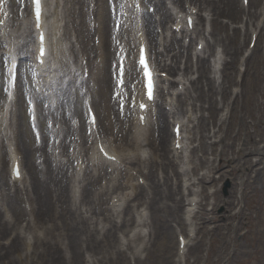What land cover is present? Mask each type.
<instances>
[{
  "label": "bare ground",
  "instance_id": "6f19581e",
  "mask_svg": "<svg viewBox=\"0 0 264 264\" xmlns=\"http://www.w3.org/2000/svg\"><path fill=\"white\" fill-rule=\"evenodd\" d=\"M68 1L70 2V6L67 8V11H65V17L70 22V25L67 24V29L65 30L68 35L70 34V38L76 39L79 44H84L85 40V45L83 46L86 47L89 44L88 39L95 37L96 35L99 36L98 46L90 47L89 51H86L82 47V49H78L76 53H82V55L87 57L89 78L93 83L92 93L89 90V94L91 99L93 98L92 102L95 107L98 106L102 114V116L98 114L100 129L107 135L110 132L109 136H107V139L109 140L108 145L113 152V155L117 157L118 163L103 164L95 155H92L90 162L93 166H91V169H85L82 174L83 178L80 179L81 175L79 176V173L75 174L77 176H69L67 173L68 167H65V164L61 159L58 160L56 157H54V160L56 161L57 166L53 169V161L44 155L46 167L44 170L38 169L35 160H31L38 150L35 149L34 151L32 146L25 147L24 142L21 140V134H14L16 128L12 127V135L9 136V139H13L14 143L11 146L14 147L16 151L14 152L17 156L21 155L22 170L26 169L30 173L28 177L29 181L26 180L25 174L22 176V182L26 183L23 185V190L28 194L27 201L31 206L29 213L18 207L17 198H15L13 202L11 201L9 194L4 192V188H1L0 191L2 193V201L6 202L5 206L12 212L13 222L24 216L31 217V223L29 226L32 225V227H30L32 239L22 237L19 231L14 230V223L0 217V264H23L22 261L19 262L22 258L21 255L19 257V255H16L18 253H14L18 252L19 247H22V245L25 247L24 253L27 259L30 248H33V254L34 251L37 252V259H39V261L35 264H68L61 251L68 249L72 255L73 253L79 254L83 246L86 248H92V251L96 250V252H98L101 247H104L106 252L118 255L121 254V252L112 243L113 239H111V237H114L117 231H122L131 224L134 226L132 233H138L141 237H143L142 235L145 228H151L152 230L159 229V231L162 232L167 229L170 221H178V223L182 225L179 221L184 201L182 187L187 185L185 180L182 182V178L187 175V169H178L177 165L179 164L177 160L181 157L180 155L189 148L186 143V141H188V136L185 135L184 131L189 133L191 130L187 128H189L190 124H193L194 122L192 113L193 111L204 109L209 117L204 118L201 116L200 119H197L196 126L200 129L206 128L207 122L208 125L211 124L213 127L217 128L218 131L224 126V133L226 136H228L229 128V126H226L232 125L235 119L233 111H230L227 120H224L220 124L217 122L216 115L218 109L216 104H218V100L216 95H220L221 99H224L226 88L223 85H216L210 74L216 72L219 66L223 64L224 71H220L222 77H224L223 80L226 81V84H234L233 79L228 78L229 74L227 72L229 70H235L239 63L238 56L240 55V52L238 51V45L235 43L238 36V30L242 29V26L240 28L233 27L232 36H229L226 33L227 25L220 22L219 17H228L231 20H235L238 18V15H245L244 28H246L249 42L252 34H255L257 39L256 42L258 41V37L262 36L261 40L264 44V23L261 24V19L264 17V7L262 6L258 11L256 9L252 12L250 11L251 6L260 7L258 2L255 4L253 0H251L248 2L247 8H244L238 7L235 0H187L190 5L188 10H191V8L197 9V14L194 15L197 22L194 24L193 31L196 29V25L203 20L200 11L208 12L207 19L209 18L212 27L209 34L213 37V42L207 41V37L203 35L202 37H199V40L195 43V46L199 43H203L204 46L200 54L193 52L196 54L195 57L197 59L195 72L198 74V77L194 79L192 76H189L191 70H189L190 67L188 63H186L182 73L178 74L177 69L175 68V64L178 63L179 57L184 51L187 54L190 49L185 46V44L181 43L180 39L176 37H171V39L167 41L165 40L167 35L162 36L171 64L167 65L164 62L166 59H162L163 55L160 54L159 51H157L155 56L156 59L161 56L157 64L159 67L161 66L165 68L169 75V78L162 82L164 83L167 81L170 86L163 104L164 109L168 106L169 110L168 112H164L162 106L157 104L160 123L158 126V137L154 139L153 132L151 133L148 128L140 129L136 126H132L127 130L125 127L127 123L121 121L118 117L115 102L116 93L112 91L114 82L111 78V72L113 69L110 67L111 61H115L114 53L116 49L115 45L111 42L113 26L110 27V22H112L113 25L114 18L112 17L110 21V14L104 12V9L102 10L99 5L98 12L97 8L95 11L96 22L98 25L96 28H93V34L90 35L89 30L91 32V29H87L83 17L85 12L83 4L80 2V8L77 12V0ZM99 1L100 0H97V4ZM168 1V4L173 5V8H168L167 4H165V0H150V3L153 2L152 6L157 9L155 16H159L163 20H174L176 19L175 17L181 13V11H176L175 9V5L181 2V0ZM24 10H27L25 0ZM185 11L186 10L184 9L183 12ZM147 15L149 14L144 15L143 29L145 32L152 35L155 26L151 25V16ZM99 22L100 24L103 22V26L99 27ZM179 23L182 26L186 25L182 20ZM129 25L132 30L131 32H139V30H133V26L135 25L133 20L129 22ZM163 26H165V24H163ZM44 27L46 28L45 19L43 26L41 24L40 28L43 30ZM51 27H53V33L52 39H49L48 45H50L51 52L52 44V50L54 53L52 80H57L53 90L54 92L58 91L60 93V97H58L59 100L62 98L70 101V97L77 92V89L74 88L75 71L80 69L81 73H83L82 71L85 67L77 68L73 55L75 54V46L74 44L69 45V43L59 36L62 34V31H60V26L55 19L53 20ZM157 27L158 26H156V28ZM130 28H127V30L121 33L122 37L125 35L124 33H126V36L128 37L131 35ZM6 29V27L2 29L0 28V33L2 30L3 34V31H7ZM18 29L20 32H18L17 42H15L14 39L6 42L5 39L10 37L9 34H6V37H3V41L6 43V52L4 54H7L9 57L13 56L11 44L14 45V48L20 47L21 51L25 48L26 52H28V48L31 44L32 30L26 18H23L22 21L19 22ZM193 31H187L185 38H191ZM160 38L159 35L153 34L151 41L157 46V42L161 40ZM1 43L3 44L0 39V48ZM214 44L220 45L224 48V52L228 56L227 60L224 62L222 61V55L219 51L213 54L210 60H206L207 58H205V54L211 50ZM158 46L160 47V44ZM150 50H152V47ZM253 51H251V53ZM93 52L95 53L94 58L90 56ZM193 53L190 51L191 55ZM252 55L256 58L253 63V70L256 71L257 80L259 81L261 80V77L258 68L260 69V72L264 68V54L261 55L260 51H256L252 53ZM98 58L99 63L96 62ZM166 58L168 59V57ZM250 59L251 57H246L244 60L245 72L242 75L243 77L247 76V69H251ZM188 60L189 58L186 55V62H188ZM94 61L96 62L95 65H93ZM172 62L174 63L173 65ZM262 80H264V75L262 76ZM244 81L245 80L242 82ZM81 82H83V80ZM179 86L182 87L180 90L178 89ZM188 86L192 89L191 92H189ZM48 89L50 90V86ZM254 92L260 94V88L258 85L255 86ZM182 96H184L183 99H181ZM256 107L257 104L254 101L253 108L248 111V118L251 121V127L247 126V124H250V121H245L243 116H240V126L247 129L252 128L254 133L262 134V132H264V124L262 126L260 123L262 112H259L260 108L257 110ZM50 112V109H48V114L52 115L53 111ZM152 115L150 114V116ZM101 117L104 119L105 123L107 122L106 125H101ZM167 117H174L175 119L171 124V129L175 123H181L180 143L183 148L180 150H174L173 148V136L171 134L170 138L167 126H165ZM6 118L7 115L5 114V120L2 119L5 124L4 130L7 129ZM10 118L11 113L9 114V119ZM151 126H153V123L150 127ZM64 129H66V127ZM64 129L60 128L57 135H60ZM207 130L210 131L208 126ZM149 135L152 136V138H150ZM142 138L143 140H141ZM223 141L222 138L219 139V143L223 144ZM230 142L233 143L231 139ZM258 143L259 142L256 144ZM21 146L23 147L22 151H20ZM147 147L149 151L144 149ZM203 149L204 146L201 145L200 150ZM193 151L194 148L191 149L190 160L192 161H194ZM238 151H241L243 155V151L245 150L239 148ZM260 152L264 153V145L261 148H253L248 154H259ZM232 153L233 152L231 151V154ZM76 155L83 159L80 150L76 152ZM0 156L3 159L2 151L0 152ZM224 156L225 151H222L219 158L220 163L217 166L208 163L204 157L196 158V160L200 162L199 166L205 171L200 176H197L196 182H190L187 186L192 187L194 184H198L201 188V192H203L205 188L204 184L212 180L214 172L225 168L222 166ZM75 159L78 160L77 157H75ZM239 163L240 161H238V164ZM243 163H249V158L243 159ZM4 167L5 166L2 162V167L0 169L1 183L5 182L3 177V174H5ZM146 167H155L161 175L159 176L157 174L154 176L153 170L151 171L150 176L146 172L143 173ZM195 167L196 166L194 165L190 170L193 175H196ZM235 168L236 167H233L231 169ZM108 169H111L110 173L107 172ZM134 172L140 175H134ZM21 173L23 174L24 172L22 171ZM236 174V171L231 170L230 175L233 179ZM139 177H143L145 180L146 178L148 180L149 177L150 183L147 182L146 184L140 185L137 183ZM40 178H42V182H39ZM135 178L137 179L136 182L134 181ZM102 180H106L105 187L99 186L97 188V185ZM81 181H83L82 186L80 185ZM247 185L246 179L240 180L238 184L236 182L234 183V187L240 186L241 188H245ZM17 190H19V188ZM189 192L191 195L194 193L191 189H189ZM212 196L214 204L217 202H223L226 205L229 214L223 225L214 217H211L209 221L216 224L215 229H219L222 226L231 227L232 221L237 218V213H230V211L235 209L237 205L235 192L230 193L226 199H221L217 190L213 192ZM106 198L107 200L105 202ZM194 201L195 199L191 198L187 204L185 210L187 219L192 214L193 206L195 205ZM108 202L109 204H107ZM124 202L127 204L124 209L120 210ZM105 204H107V206H105ZM140 208L150 212L152 218H143L144 212L140 211ZM82 214H85V216L82 217ZM87 215L88 217H86ZM121 217L122 219L117 221ZM98 218L100 221H98ZM204 219V211H202L198 215V220ZM102 221L105 223L101 224ZM38 222L44 224V229H42V226L38 228L36 225ZM104 228H106V231H103V236L101 238L98 237V233ZM11 230L14 232L12 239L10 242L4 243V238L12 235ZM62 245L64 246V249L62 248ZM71 248L73 253L70 251Z\"/></svg>",
  "mask_w": 264,
  "mask_h": 264
},
{
  "label": "rangeland",
  "instance_id": "374dc122",
  "mask_svg": "<svg viewBox=\"0 0 264 264\" xmlns=\"http://www.w3.org/2000/svg\"><path fill=\"white\" fill-rule=\"evenodd\" d=\"M259 0H255L254 3H256ZM51 2V0H49ZM238 7H240V0H235ZM50 4V3H48ZM68 3L66 0H59V6H58V17L61 18L62 23V29L65 28V10L67 8ZM103 5L105 8L104 0ZM54 4L50 6L49 8V14L53 11ZM255 7L253 8V10ZM93 17V16H92ZM220 20H225L224 18H220ZM94 22V20H93ZM231 32L228 31V34ZM96 38V37H95ZM94 38V41H95ZM98 41V39H97ZM245 44L247 45V38L245 40ZM79 48V44L76 42L74 43ZM92 44V42L90 43ZM98 45V44H97ZM95 44V46H97ZM259 46V49H262L263 47V41L259 40V43L257 44ZM257 46V48H258ZM245 47V46H244ZM193 48V45H192ZM191 48V50H192ZM81 57V55H80ZM181 60V58H180ZM179 60V61H180ZM79 63V62H78ZM180 64V63H179ZM264 74V69L262 70ZM197 75V74H196ZM249 77L252 80V83H255V75L251 69L249 73ZM235 81H239V75H235ZM243 96L238 100L237 107L235 110L239 112V116L243 111L250 109V102L252 99L257 98L259 101H264V81L260 85V90L262 94H258L257 96L253 94L252 88L249 87L248 82L244 85ZM237 89L239 92L241 90V87L231 85L228 90V96L225 101L226 106L231 107L232 102V95H231V89ZM219 99V97H218ZM261 107V106H260ZM227 108V107H226ZM261 112L264 114V110L260 109ZM200 115V112L197 113V116ZM204 115H207L206 112H204ZM239 118L236 119V121ZM20 122L21 126L18 128L20 132H22L23 140L28 144V146H32V139L29 135V132L27 130L26 120L23 114V108L16 107V124ZM246 121H249L248 118H246ZM195 134L197 132L196 138H200V135L203 133V130L198 131V129H194ZM249 132V129L247 130ZM250 133V137H244L243 133L240 132V134H237V127L234 126L232 131L229 133L228 138L233 141L232 146L229 148H235L236 147H242L247 149H253L251 145L254 144H248L246 147L244 146V139L246 142L250 141H261L259 144L255 145L254 147H257L258 145L262 147L264 145V134H261V136H255ZM203 135H207V131H204ZM219 135L224 137V131L222 133H219ZM22 139V137H21ZM208 141V140H207ZM226 142H229L227 140ZM209 142H207L208 145ZM44 144L42 147H44ZM228 148V149H229ZM220 147H217V150H219ZM228 155L225 158V160L230 156V150H228ZM237 149L234 151L236 152ZM208 153V156L209 157ZM39 154L36 155V158ZM237 155V154H236ZM215 157L214 155H212ZM255 155H249L245 156V158H251L252 163L254 164L257 158L259 157H252ZM242 156L240 157V159ZM240 159H235L234 161L230 159L226 160L224 165H231L235 166L237 164V161ZM4 161L5 164V174L4 179L5 183L7 180V171L8 167L6 166V161ZM239 163V170H238V177L241 178H254L253 182L248 184L246 186V194L244 195V199H242L240 194V189L237 188L235 191L236 199H237V205L234 210H231V214L238 213V211H242L244 215H240L239 218H235L232 223L231 227H224L222 226L219 229H214V225L212 223H207L205 225V228L200 227V224L197 223V221L192 217L194 224V238L190 239L189 246L186 247V255L183 256V259L180 261L177 258V250H176V236L179 233L186 234L188 227L186 228V231H180L179 227L174 221H170L168 223L167 229L160 232L159 229L156 231L150 230V234L145 237L144 241H141L139 238L136 237H130L126 241L122 239L127 232H129L130 228H126V230L117 231L114 235V237H111L113 239V244L117 247L119 251H121V257H115L111 259L114 255L112 253L106 252V249L104 247H101L98 252L96 250L92 251V248H86L85 246L81 248V252L79 254H74L71 248V252L73 255L67 250L64 249V246L62 245V248L64 251H61L62 255L65 257L66 263L68 264H81V260H84V258L80 256L89 255L92 258L95 259V264H264V158H261V162L259 164H256L253 166L252 169H250L248 163H243V160H240ZM217 162L215 161L214 164ZM1 166V162H0ZM224 171H228V167H226L224 170L217 171L214 174V180L210 183L206 184V191L205 194L208 195V197L204 198L202 194L199 192L197 199L203 204L204 210L206 213H208L209 217H216L219 222H222L223 225L224 220L227 213V207L222 202H218L215 206H213V199L211 194H208L207 191L210 189L211 191H218L219 197L221 199H225L229 196L230 192L233 188V181L232 178L225 173ZM246 175V176H245ZM240 179H238V182ZM5 191L8 194H11L12 189H9L7 185H4ZM24 192L18 193V206L20 209H23L24 205L22 203V199H25V196L23 194ZM1 194V193H0ZM14 200V197H11ZM1 195H0V216L4 217L3 219L9 220L11 222V213L3 212V206L4 204H1ZM213 207L212 210H210ZM184 210V209H183ZM182 210V211H183ZM213 211L212 214H209V212ZM6 215V216H5ZM23 219L26 221V217H21L20 222L17 220L14 224V228L20 229L19 232L22 237H28L32 239V232L31 228H29L28 225H25L26 222L23 221ZM206 220V219H205ZM207 221V220H206ZM22 222V223H21ZM13 223V222H11ZM103 223V222H102ZM38 228L42 226L44 229V224L42 222L36 223ZM27 226V227H26ZM32 227V226H31ZM130 227V225H129ZM148 231V230H147ZM57 233V232H56ZM10 237H5L10 241L12 239V236L14 234L13 231H11ZM84 236V235H83ZM103 233H98V237H102ZM5 242V241H4ZM24 246L19 247L18 253L16 255H21V259L23 264H35L39 261L37 259V252H33V248H30L27 256L28 259L25 257V251ZM98 259V260H97ZM79 260V261H77ZM14 264V263H12ZM19 264V263H18Z\"/></svg>",
  "mask_w": 264,
  "mask_h": 264
},
{
  "label": "snow or ice",
  "instance_id": "6c2138e0",
  "mask_svg": "<svg viewBox=\"0 0 264 264\" xmlns=\"http://www.w3.org/2000/svg\"><path fill=\"white\" fill-rule=\"evenodd\" d=\"M32 2L34 3V11H35V21H36V26L39 27L40 26V21H41V15H42V7H41V0H32ZM40 41H41V46L39 48V55L36 57L37 60H40L41 63H43V57L45 56V48L43 46V41H44V37L43 35H41L40 37ZM143 52V50H141ZM140 65L142 66V71H143V75L145 77V84L144 87L147 89V96L149 99L153 98V90H154V83H153V79H152V72L146 62V59L143 55H141L140 61H139ZM125 67L123 64V57H121V62L119 64L118 67V73H117V86L120 88H124V87H130L131 91L135 90V85H133L131 83V80H129L128 84H125ZM15 82H16V77H15V72L12 69H9V76H8V80H7V86L4 88V91L6 93H8L9 95H11V89H13L15 87ZM121 94L119 92L116 93V96H120ZM31 103V102H29ZM123 106V105H121ZM141 108L144 107L143 104L140 105ZM31 110V109H30ZM93 123H94V117H93ZM15 175L17 177H19V169L18 167L14 169Z\"/></svg>",
  "mask_w": 264,
  "mask_h": 264
}]
</instances>
